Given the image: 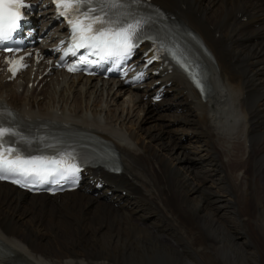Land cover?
<instances>
[{
  "label": "bare ground",
  "instance_id": "obj_1",
  "mask_svg": "<svg viewBox=\"0 0 264 264\" xmlns=\"http://www.w3.org/2000/svg\"><path fill=\"white\" fill-rule=\"evenodd\" d=\"M159 1L203 38L208 55L187 40L205 61L208 94L200 97L178 69L159 75L171 83L157 103L142 98L147 88L78 77L58 93L44 84L43 99L42 92L19 94V104L35 116L108 137L122 171L111 175L108 198L74 190L57 200L0 182V264H264V187L237 166L228 182L217 184L192 164L216 160L211 137L233 153L223 171L244 163L248 134L264 151V0ZM117 98L122 104L111 106ZM136 107L151 118L148 127L130 118ZM167 170L183 200L170 197ZM256 172L264 181V163ZM158 202L167 210L161 232L138 229L129 214L160 222Z\"/></svg>",
  "mask_w": 264,
  "mask_h": 264
},
{
  "label": "snow or ice",
  "instance_id": "obj_2",
  "mask_svg": "<svg viewBox=\"0 0 264 264\" xmlns=\"http://www.w3.org/2000/svg\"><path fill=\"white\" fill-rule=\"evenodd\" d=\"M58 13L64 16L70 26L71 44L64 55L71 53L76 55V50L88 49L87 55L80 56L83 64H94L87 57L96 55L101 61L114 58L125 60L131 56L138 47L143 21L134 19H121L116 15L126 0H54ZM135 2V0H133ZM27 7L24 0H0V43L13 39L24 19L21 11ZM63 43V41H62ZM175 58L176 54L173 52ZM155 58V57H154ZM63 59V57H61ZM152 61L149 60V63ZM17 63L15 61L11 62ZM182 69L188 71L184 62L177 59ZM13 71V69H9ZM79 70L76 65L68 67L69 72ZM142 73L134 79H140ZM197 87H201V81L195 74H191ZM16 133L8 127L0 126V180L11 179L12 183L21 187L33 188L44 184H59L60 180L75 182L79 179L81 169L69 161L74 159L70 154L56 157L44 155H26L18 147L15 141L6 139L15 136ZM11 144L12 146H6ZM59 177V179H57Z\"/></svg>",
  "mask_w": 264,
  "mask_h": 264
},
{
  "label": "rangeland",
  "instance_id": "obj_3",
  "mask_svg": "<svg viewBox=\"0 0 264 264\" xmlns=\"http://www.w3.org/2000/svg\"><path fill=\"white\" fill-rule=\"evenodd\" d=\"M143 115H145V114L143 113ZM145 117H144V119H145ZM130 118H134V117L131 116ZM149 119H151V118L148 117L146 120L143 121L144 124L147 122L146 123L147 127L151 124L150 122H152ZM138 122H139V119H138ZM187 135H188L187 137H189V134H187ZM183 138H186V136H184ZM211 140L219 148V150L216 151L213 155L216 157V160L212 161V159H211V163H205V166L201 163H196L197 161H192V162H195V163H192L193 166L198 167V170H200V172L202 174V176H201L202 179H204V178L205 179H211V180L215 181L217 184L226 183L229 181L231 175L235 174L238 169L242 168L240 170V172H242V173H244L250 177L252 175L254 182L257 185L261 186V188L264 187V181H262V175L260 173L256 172L257 164L258 163H264L263 162L264 151L261 150L262 144H260L258 137L254 136L253 134H248L246 136V142L248 143L247 145H249L250 154H249V148H248V154H247V157H246L244 163H236L234 168H230V171H228V172L223 171L222 165L224 164L223 162L225 160H228L229 158L233 159V157H232L233 153L226 150L223 146L218 145L216 142V139L214 137H211ZM200 143H203V142L199 141L198 144H200ZM236 148H237L236 145H233V149H236ZM185 151L187 152L186 149H185ZM205 156H207V155H205ZM245 165L247 167L243 168V166H245ZM236 166H237V170H235ZM260 172L262 173V169L260 170ZM167 173L173 177V179H171L169 184H168V193H169L170 197H179L183 200L182 187L177 183V177L168 170H167ZM212 188L215 189L216 187L214 186ZM227 191H228V193H224V195L227 194L229 197L234 193L232 189H227ZM74 203H77V201H75ZM262 203H263V207L261 208V211L264 213V202L262 201ZM254 205L255 204L252 203V206H254ZM232 206L239 207V204L233 203ZM260 207H261V205H260ZM247 208H248V206L246 207V209ZM157 212L159 213V215L161 217L160 222H155L153 220L147 221L146 217H144L141 213H139V214L130 213L129 217H130V219L133 220V222L136 224L138 229H146V230L152 232L153 234H155L156 232H161V230L163 229V220L167 216V210H166L165 206L163 205V203H161V202L157 203ZM244 230H248V227H245Z\"/></svg>",
  "mask_w": 264,
  "mask_h": 264
}]
</instances>
